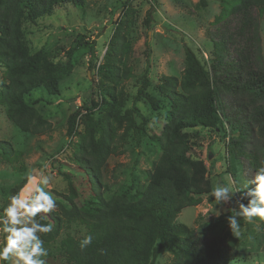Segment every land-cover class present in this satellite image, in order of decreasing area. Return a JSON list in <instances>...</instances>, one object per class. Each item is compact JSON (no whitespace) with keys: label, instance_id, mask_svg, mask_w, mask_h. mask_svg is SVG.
<instances>
[{"label":"trees","instance_id":"16d2710c","mask_svg":"<svg viewBox=\"0 0 264 264\" xmlns=\"http://www.w3.org/2000/svg\"><path fill=\"white\" fill-rule=\"evenodd\" d=\"M66 5L82 12L87 0H0V65L6 79L0 103L7 120L24 134L37 136L50 130L51 124L35 107L38 100L28 98L35 90L59 96V83L70 75L71 66L60 67L45 48L29 53L21 38L27 24L36 25ZM221 5L223 19L210 37L209 67L187 47L180 78L162 77L149 91L146 71L135 95L128 96L117 92V86L127 73L123 59L134 10L128 2L122 3L101 62L89 66L96 71L95 87L66 121L67 138L75 136L79 126L83 129L76 159L98 207L94 211L80 208L79 193L71 185L67 195L59 194L54 212L38 216L42 223L54 225L51 233L41 237L46 245L59 241L64 264H155L163 251L171 253L170 264L235 260L237 252L224 237H200L194 229L175 223L182 210L200 205L203 197L212 200L206 170L194 165L190 156L201 131L223 140L228 174L230 169L253 174L264 161V62L255 14L264 7V0H221ZM74 50H69L68 57ZM89 52L94 59L93 46ZM138 103L162 116L159 134L148 136V119ZM117 107L124 109L123 115L115 112ZM129 134L138 145L151 147L154 157L150 169L141 172L144 181L132 175L128 186L113 190L102 182L101 171L109 157L121 154L118 138ZM6 146L0 142V149L10 153ZM60 175L71 183L70 174ZM25 184L23 180L14 186L9 195L21 192ZM220 224L218 219L210 226ZM72 226L82 227L83 234L60 241V233ZM89 234L92 243L81 250L79 242Z\"/></svg>","mask_w":264,"mask_h":264},{"label":"rangeland","instance_id":"374dc122","mask_svg":"<svg viewBox=\"0 0 264 264\" xmlns=\"http://www.w3.org/2000/svg\"><path fill=\"white\" fill-rule=\"evenodd\" d=\"M128 2L134 10V22L128 37L123 66L127 69L125 77L117 86L128 96H134L140 76L147 71L151 84L150 90L160 84L162 77L180 78L184 69L185 48L192 49L206 67L212 49L211 36L223 19L224 5L221 0H87L84 11L71 6L57 8L50 17L39 19L36 25L27 24L21 38L24 48L34 53L41 48L50 51L60 66L70 63L71 73L59 83V96H50L42 90H35L28 100H38L36 109L51 124V128L41 135L20 132L4 115L0 103V142H6L11 152L0 149V207L7 204L9 190L25 180L22 196L38 186L42 175L51 177L46 191L54 195H67L71 185L79 193L77 205L85 211L98 207L95 194L87 179L78 169L77 152L83 142V129L77 134L66 137L67 119L71 112L80 107L96 84V71L90 70V63L98 65L108 45L114 23L122 14V3ZM260 36L261 55L264 62V7L255 11ZM150 19L147 21V17ZM220 26V25H219ZM79 44V45H78ZM93 46L95 57L91 59L89 48ZM75 48L71 57L67 53ZM6 84L5 70L0 65V89ZM131 102V101H129ZM130 106V103L126 108ZM147 120L148 136L160 133L163 119L153 113L147 105L138 103ZM115 112L123 115L124 109L117 107ZM137 122H139L137 120ZM121 132L119 134L121 135ZM133 134L124 139L118 138L117 144L122 151L111 156L101 171L103 183L113 190L128 186L132 175L142 178V171L150 169L154 155L145 143L138 145ZM190 154L194 165L204 166L212 187L219 183L234 182L243 185L252 178V173L242 174L241 169L226 173L229 162L223 140L206 131H201L200 139ZM60 172L70 174V182ZM27 174L34 179L28 182ZM27 185V186H26ZM236 198L224 205L225 211L219 212L214 200L203 197L200 205L181 211L175 223L194 229L200 237H224L236 252L230 264H264V222L245 223L241 221V235L234 236L226 225V216L235 214ZM247 203V201H244ZM221 224L212 228L214 220ZM258 219V218H256ZM83 228L72 226L60 233V241L68 235H82ZM3 233L0 232V242ZM44 246L48 249L47 264H64L59 241ZM172 255L163 251L155 264H170Z\"/></svg>","mask_w":264,"mask_h":264},{"label":"clouds","instance_id":"9594fccd","mask_svg":"<svg viewBox=\"0 0 264 264\" xmlns=\"http://www.w3.org/2000/svg\"><path fill=\"white\" fill-rule=\"evenodd\" d=\"M26 179L30 183L34 177L27 174ZM50 180L51 177L42 175L38 186L31 192L22 196L21 189V192L10 195L7 204L0 207V232L3 233L0 264H47L49 253L41 234L51 233L54 225L42 223L38 216L52 213L57 208L54 195L45 190ZM209 196L215 206H219L220 214L225 211L224 205L236 198L235 214L226 216L227 228L234 236L241 235V221L249 224L264 222V161L259 162L247 183L218 182ZM92 240V235H85L79 242L80 249H85Z\"/></svg>","mask_w":264,"mask_h":264}]
</instances>
